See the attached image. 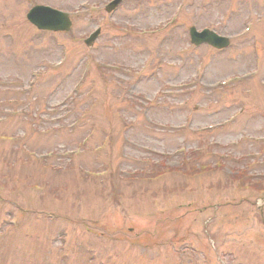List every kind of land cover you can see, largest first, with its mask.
I'll list each match as a JSON object with an SVG mask.
<instances>
[{
    "label": "rangeland",
    "instance_id": "1",
    "mask_svg": "<svg viewBox=\"0 0 264 264\" xmlns=\"http://www.w3.org/2000/svg\"><path fill=\"white\" fill-rule=\"evenodd\" d=\"M105 2L0 0V264H33L21 248L43 264L51 255L52 264H87L84 251L88 264H264V0L90 9ZM37 3L83 15L68 33H40L18 14ZM252 18L254 38H238ZM191 26L230 46L193 48ZM256 56L260 76L249 80ZM29 71L37 74L31 95L23 90ZM232 76L249 81L216 85ZM240 108L228 127L200 131ZM47 151L45 166L21 160ZM220 247L234 255L220 256Z\"/></svg>",
    "mask_w": 264,
    "mask_h": 264
}]
</instances>
